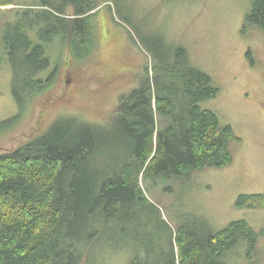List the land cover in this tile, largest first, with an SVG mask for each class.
<instances>
[{
  "label": "rangeland",
  "instance_id": "1",
  "mask_svg": "<svg viewBox=\"0 0 264 264\" xmlns=\"http://www.w3.org/2000/svg\"><path fill=\"white\" fill-rule=\"evenodd\" d=\"M37 1L16 4L25 10ZM253 2L97 0L88 21L89 36L78 48H69L59 36L44 43L51 64L36 78L54 79L26 101L23 110L13 93L11 65L2 56L0 124L14 121L0 130V153L43 136L59 120L76 119L101 134L103 145L92 162L109 171L103 178L112 177L115 162L119 165L134 151V139L127 134L131 124L119 114L123 98L151 79L152 90L168 89L172 97L183 100L180 82L161 77L165 65L176 63L179 47L187 50L189 66L208 73L220 89L217 97L201 104L202 109L213 110L239 139L231 142L234 161L227 167L196 171L189 177L142 175L140 185L148 199L144 209L121 228L99 227L98 237L80 243L76 254L70 252L60 264H145L147 255L169 250L182 224L203 222L220 231L241 219L261 234L257 249L249 259L248 243L240 241L225 253V262L264 264V206H236L243 195L264 197V30L245 27ZM17 6L1 7L6 10L4 21L13 20L14 13L7 11ZM74 13L69 5L67 18H75ZM38 31H29L35 43L42 42ZM175 112L183 116V106ZM157 121V129L165 125L163 119ZM89 228L88 224L83 232Z\"/></svg>",
  "mask_w": 264,
  "mask_h": 264
},
{
  "label": "trees",
  "instance_id": "2",
  "mask_svg": "<svg viewBox=\"0 0 264 264\" xmlns=\"http://www.w3.org/2000/svg\"><path fill=\"white\" fill-rule=\"evenodd\" d=\"M37 2L24 10L16 0H0V61L5 54L21 110L54 79V75L48 80L36 78L51 64L44 43L59 36L69 48H78L89 36L88 21L97 0ZM10 5L17 6L7 11L14 13L13 20L4 21L6 10L1 7ZM69 5L75 8L73 19L66 16ZM35 8L39 9L34 12ZM245 25L264 30V0H254ZM37 28L39 43L29 36ZM161 77L180 82L183 100L172 97L168 89L160 92L155 86L152 90L151 79L123 98L119 114L131 124L127 134L134 139V151L119 165L115 162L110 178H103L109 172L106 168L92 162L103 145L101 134L76 119L59 120L43 136L0 153V264H60L70 252L76 254L80 243L98 237L99 227L121 228L130 223L148 201L140 185L142 175L189 177L233 163L230 145L239 139L232 126L201 107L220 93L212 77L190 67L182 47L176 63L165 65ZM181 106L183 116L177 117L175 111ZM158 118L165 123L159 129ZM13 121L0 124V130ZM236 206L260 209L264 197L243 195ZM88 224L92 228L83 232ZM259 235L244 219L220 231L203 222L185 223L171 235L169 250L147 255L145 264H229L225 253L240 241L248 243L252 259Z\"/></svg>",
  "mask_w": 264,
  "mask_h": 264
}]
</instances>
